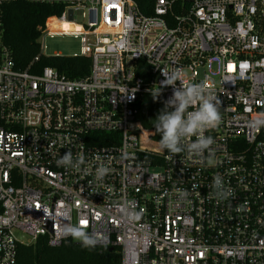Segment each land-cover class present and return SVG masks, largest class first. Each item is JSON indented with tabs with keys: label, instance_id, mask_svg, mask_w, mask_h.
Instances as JSON below:
<instances>
[{
	"label": "built area",
	"instance_id": "obj_1",
	"mask_svg": "<svg viewBox=\"0 0 264 264\" xmlns=\"http://www.w3.org/2000/svg\"><path fill=\"white\" fill-rule=\"evenodd\" d=\"M20 2L60 12L37 27L40 50L47 38L79 40L72 57L91 59L88 76L33 73L40 56L17 68L4 7ZM153 9L0 0V264H16L19 245L40 237L61 246L72 239L63 225L78 222L113 264H264V126L249 123L264 113V0H154ZM139 61L149 77L138 75ZM163 70L216 97L210 152H189L193 136L168 158L137 121L143 95L172 96ZM67 152L84 163L57 166ZM101 164L110 171L96 181ZM217 175L227 199L214 193Z\"/></svg>",
	"mask_w": 264,
	"mask_h": 264
},
{
	"label": "trees",
	"instance_id": "obj_2",
	"mask_svg": "<svg viewBox=\"0 0 264 264\" xmlns=\"http://www.w3.org/2000/svg\"><path fill=\"white\" fill-rule=\"evenodd\" d=\"M141 12L147 16L154 14V0H134ZM53 14H60L56 9L30 3H14L4 7L5 40L12 50L16 66L25 70L31 62L40 56L39 62L31 72L39 73L45 67H51L71 80H78L89 75L91 59L87 57H68L45 55L40 50V37L37 27ZM138 75L150 76L145 62H138ZM158 95V96H157ZM165 100L161 94H145L138 102L137 121L143 129L153 132V139L159 142L160 135L153 127V120L164 108ZM0 212L2 206L0 204ZM16 264H113V252L109 249H86L72 239L59 247H51L45 237H40L34 244L19 245Z\"/></svg>",
	"mask_w": 264,
	"mask_h": 264
},
{
	"label": "clouds",
	"instance_id": "obj_3",
	"mask_svg": "<svg viewBox=\"0 0 264 264\" xmlns=\"http://www.w3.org/2000/svg\"><path fill=\"white\" fill-rule=\"evenodd\" d=\"M162 74L165 76L163 84L172 86L173 94L153 120V127L160 135L161 150H166L168 158H171L185 150L184 141L195 136V140L186 145L187 150L197 155L205 151L210 152V145L214 140L212 136H206L205 132L214 129L220 120L216 97L206 92L202 83L185 86L177 72L169 74L163 70ZM177 81L181 82L178 88L175 87ZM249 123L252 127L264 126V113L258 114ZM56 163L57 166L78 168L84 163V158L80 155L74 160L71 152H67ZM109 171L108 166L99 165L95 170L94 179L102 181ZM212 187L219 199H227L232 195L231 191L224 187L223 179L219 175L214 177ZM186 195V192L182 193V196ZM131 218L135 219V216ZM62 231L65 237L70 236L73 241L79 242L83 248L89 250L99 243L97 237L86 231L79 222L63 225Z\"/></svg>",
	"mask_w": 264,
	"mask_h": 264
},
{
	"label": "rangeland",
	"instance_id": "obj_4",
	"mask_svg": "<svg viewBox=\"0 0 264 264\" xmlns=\"http://www.w3.org/2000/svg\"><path fill=\"white\" fill-rule=\"evenodd\" d=\"M43 52L45 55H56L59 54L61 56L72 57L74 55H78L81 49V45L79 40L74 39L72 37H56V38H47L43 42L42 46ZM147 134L141 133V138L143 141V145L146 147L152 146L151 143L146 141ZM19 241L26 242L28 239L22 233H16ZM75 243H79L74 241Z\"/></svg>",
	"mask_w": 264,
	"mask_h": 264
},
{
	"label": "bare ground",
	"instance_id": "obj_5",
	"mask_svg": "<svg viewBox=\"0 0 264 264\" xmlns=\"http://www.w3.org/2000/svg\"><path fill=\"white\" fill-rule=\"evenodd\" d=\"M66 27L69 26V25H65Z\"/></svg>",
	"mask_w": 264,
	"mask_h": 264
}]
</instances>
